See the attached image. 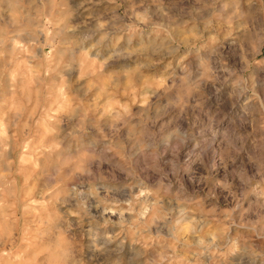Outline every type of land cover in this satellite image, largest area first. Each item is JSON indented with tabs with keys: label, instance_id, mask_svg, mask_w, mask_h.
I'll return each instance as SVG.
<instances>
[{
	"label": "rangeland",
	"instance_id": "rangeland-1",
	"mask_svg": "<svg viewBox=\"0 0 264 264\" xmlns=\"http://www.w3.org/2000/svg\"><path fill=\"white\" fill-rule=\"evenodd\" d=\"M0 264H264V0H0Z\"/></svg>",
	"mask_w": 264,
	"mask_h": 264
},
{
	"label": "bare ground",
	"instance_id": "bare-ground-1",
	"mask_svg": "<svg viewBox=\"0 0 264 264\" xmlns=\"http://www.w3.org/2000/svg\"><path fill=\"white\" fill-rule=\"evenodd\" d=\"M156 210V209H155ZM155 210L153 211V213H152V218L151 217H149V220H151V219H155L156 217H157V214H156V212H155ZM111 214V213H110ZM159 218V217H158ZM192 225V224H191ZM185 231L186 230H191V226L189 225V223H186V225H185ZM184 229H183V231H184ZM193 229V228H192ZM182 230V229H181Z\"/></svg>",
	"mask_w": 264,
	"mask_h": 264
},
{
	"label": "clouds",
	"instance_id": "clouds-1",
	"mask_svg": "<svg viewBox=\"0 0 264 264\" xmlns=\"http://www.w3.org/2000/svg\"><path fill=\"white\" fill-rule=\"evenodd\" d=\"M224 186L225 187H229V185L227 184V182L225 181V184H224ZM255 255H257V256H261L262 255V253H260V252H256L255 253Z\"/></svg>",
	"mask_w": 264,
	"mask_h": 264
}]
</instances>
